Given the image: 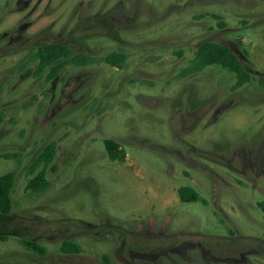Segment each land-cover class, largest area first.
Here are the masks:
<instances>
[{"label": "rangeland", "instance_id": "1", "mask_svg": "<svg viewBox=\"0 0 264 264\" xmlns=\"http://www.w3.org/2000/svg\"><path fill=\"white\" fill-rule=\"evenodd\" d=\"M20 1L0 0V156L21 155L0 158V175L17 172L14 208L0 215V264H35L23 240L47 246L37 264H69L62 236L81 246L76 259L95 262L113 251L108 226L137 229L150 216L196 240L264 236V173L239 172L244 150L264 153V86L255 77L234 91L236 74L219 65L180 76L218 29L211 14L264 72V0ZM50 43L96 62L48 81L29 57ZM116 52L127 58L112 67L105 57ZM106 139L124 162L109 158ZM51 142L50 187L30 194L27 170ZM182 186L205 201L182 202Z\"/></svg>", "mask_w": 264, "mask_h": 264}, {"label": "flooded vegetation", "instance_id": "2", "mask_svg": "<svg viewBox=\"0 0 264 264\" xmlns=\"http://www.w3.org/2000/svg\"><path fill=\"white\" fill-rule=\"evenodd\" d=\"M26 2H29L30 4V0L20 1L25 8L29 6V4L27 6L25 5ZM217 27L218 29L213 31L205 41L221 44L227 50L231 51L236 59L242 63L243 69L250 72L253 79L259 77V82L262 84L264 72H259L248 64L251 58L249 56L251 54L248 50H245L242 47L244 45L243 39L240 37H229V34L234 32L235 28L228 24L225 27L220 28L218 26V21ZM65 45L68 44L65 43ZM200 45L201 44H199V46ZM68 46L77 54L88 55L76 52L73 45ZM234 47L238 48L245 55L244 59L235 52ZM88 65L69 66L86 67ZM80 73L88 74V72L85 71ZM239 89L233 90L236 91ZM228 106L229 104L221 105L216 110L213 118H215L224 107ZM121 149L123 150L124 148L121 147ZM255 149L256 148L254 147L248 152H245L246 150H244V155H241L242 170L239 172L245 174L246 169H250L255 172L264 173V153H262L261 149ZM263 204L264 202H258V206L264 214L262 208ZM108 227L109 229L105 231L103 236H109L114 240L113 251L102 253L99 260L88 262L76 259L75 255L80 254L81 252L71 254L64 251V243L72 240L63 236L61 237L58 253L65 258L73 256V261L69 264H264V260L262 259L264 257V236L254 239H246V241L235 239V235L225 238L223 242L208 238L204 240H196L192 234L186 235L184 232L171 230L169 220L167 221L166 219H163L159 221L155 216H150L145 222H143V224H140L137 229H128L123 226L111 225ZM1 241L6 240L2 239ZM30 242L39 247L41 252L38 253L29 249L32 255L35 256V264H37L39 258H46L49 256L46 245L40 244V241L35 240H30ZM22 243L25 245L24 240Z\"/></svg>", "mask_w": 264, "mask_h": 264}, {"label": "trees", "instance_id": "3", "mask_svg": "<svg viewBox=\"0 0 264 264\" xmlns=\"http://www.w3.org/2000/svg\"><path fill=\"white\" fill-rule=\"evenodd\" d=\"M217 21L220 28L227 24L223 17L218 14H211ZM126 54L116 52L105 57V62L112 66L118 67L125 63ZM30 62H37L38 67L35 72L36 76L48 71V81H54L69 65H88L96 62V58L89 55H81L74 52L68 45L62 43L42 44L38 47L35 53L29 57ZM212 65H219L223 68L229 69L236 74L237 80L233 85V89L242 88L247 83L253 80V76L247 70L243 69L242 63L236 59L233 53L227 50L224 46L218 43L203 41L198 47L194 58L191 60L189 66L180 73L181 77H187L199 73ZM264 86V79L262 80ZM105 147L109 158L112 161L124 162L126 159L125 152L121 149L119 142L113 139L105 140ZM58 151V143H49L37 158L30 164L27 173L29 176L26 190L30 194L45 193L49 187L50 182L47 178V172L51 164L56 158ZM0 158L12 159L16 158L21 161V155L18 153H6ZM17 180V172L10 171L4 175H0V215H9L13 210L12 191ZM180 200L182 202H197L205 201L200 194L190 186H182L178 189ZM264 210V204L262 205ZM0 238L6 240V236L0 234ZM26 247L32 251L40 252V248L34 243L24 240ZM64 251L76 254L82 251L81 246L73 241H66L63 245Z\"/></svg>", "mask_w": 264, "mask_h": 264}, {"label": "water", "instance_id": "4", "mask_svg": "<svg viewBox=\"0 0 264 264\" xmlns=\"http://www.w3.org/2000/svg\"><path fill=\"white\" fill-rule=\"evenodd\" d=\"M28 4H29V2H26V3H25L26 6H27ZM234 50H235L236 53H238V54L240 55V57H241L242 59L245 58V55H244V54H243L238 48L234 47Z\"/></svg>", "mask_w": 264, "mask_h": 264}]
</instances>
